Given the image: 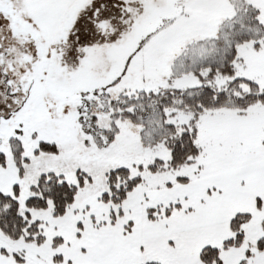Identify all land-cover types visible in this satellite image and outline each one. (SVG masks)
Instances as JSON below:
<instances>
[{
  "label": "snow or ice",
  "instance_id": "snow-or-ice-1",
  "mask_svg": "<svg viewBox=\"0 0 264 264\" xmlns=\"http://www.w3.org/2000/svg\"><path fill=\"white\" fill-rule=\"evenodd\" d=\"M0 264H264V0H0Z\"/></svg>",
  "mask_w": 264,
  "mask_h": 264
}]
</instances>
